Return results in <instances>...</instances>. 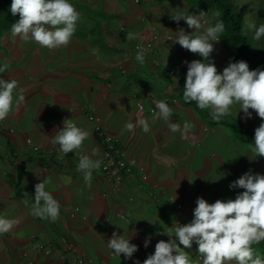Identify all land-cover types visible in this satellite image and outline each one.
I'll list each match as a JSON object with an SVG mask.
<instances>
[{"label": "crops", "instance_id": "obj_1", "mask_svg": "<svg viewBox=\"0 0 264 264\" xmlns=\"http://www.w3.org/2000/svg\"><path fill=\"white\" fill-rule=\"evenodd\" d=\"M71 2L85 10L84 19L93 26L78 23L68 45L49 49L13 36L11 31L0 38V64L6 63L9 69L0 76L18 80L24 96L0 121V215L18 221L9 232L0 234V264H24L20 250L28 248L32 237L51 251L41 252L37 264H77L69 250L72 244L93 264H133L135 257L152 254L158 241L168 239L164 231L176 225L177 204L182 207L181 224L187 223L198 197L210 203L234 199L243 189L230 188L232 181L246 171L264 174V158L257 155V160L248 146L235 142L224 121L234 119L242 126L239 120L228 116L223 122L215 121L209 109L200 113L181 99L186 62L201 57L168 40L181 28L194 31L183 20L173 21L170 13L196 12L181 0ZM130 31L137 39H126ZM155 32L159 45L153 56L158 63L150 56L143 64L137 62L130 47L150 41ZM211 58L218 71L227 66L220 40L214 42ZM116 65L126 69V77L117 73ZM169 70L176 72L175 78H169ZM141 83L145 112L137 110L133 99ZM155 100L170 103L172 122H192L187 138L172 133L162 119L152 120L149 110ZM88 113L101 120L98 127L115 138L135 163L133 173L118 187L94 172L89 187L77 170L81 154L91 155L98 149L101 156ZM64 115L91 133L81 150L65 156L52 143L63 127ZM144 117L151 125L149 132L139 126L132 132L125 128L126 123ZM253 158L258 161L253 162L255 171L249 161ZM142 174L147 175L146 181ZM64 176H70L71 182L65 184ZM48 177L52 179L49 191L61 205L55 221L31 214L34 186ZM114 232L129 236L138 245L133 259L125 260L108 248ZM146 238L151 240L148 247L143 244ZM196 247L193 244L190 250L194 261L200 259ZM254 247L264 253V242Z\"/></svg>", "mask_w": 264, "mask_h": 264}, {"label": "clouds", "instance_id": "obj_2", "mask_svg": "<svg viewBox=\"0 0 264 264\" xmlns=\"http://www.w3.org/2000/svg\"><path fill=\"white\" fill-rule=\"evenodd\" d=\"M243 4L246 3L238 6ZM10 11L13 16L19 14L18 20L11 26L10 31L13 36H19L24 41H35L40 46L49 49L68 45L82 19L81 13L76 10L71 0H11ZM170 18L176 22L185 21L187 26L194 31L185 32L181 28L178 35L169 37L168 40L178 43L184 48V51L187 49L201 57V59L186 62L187 72L183 85L185 102L195 101L198 108L209 109V114L215 121H219L225 116H231L235 105L239 106L235 112V119L241 112L243 113L241 119L251 118L253 113L250 109L254 110L262 120L255 128L252 143L248 145V148L255 156H264V69L257 67L250 70L246 61L230 59L222 71L217 70L211 54L214 51V42H218L225 31L224 21L218 15L207 17L204 11L192 13L189 10H177L170 13ZM119 27L120 30L124 29L121 25ZM243 30L245 35L251 34L255 41L264 39V23H257V16L253 11L245 16ZM154 35L157 36L158 50V32H155ZM126 39H137V34L131 31L127 32ZM147 52V48L138 44L136 56H134L136 61L143 64L146 56H150L153 61L155 57L146 55ZM155 61L158 63L156 59ZM115 68L120 76L126 77L127 72L123 66L116 65ZM8 70L6 63L0 64V74ZM167 75L169 78H175L176 72L169 70ZM141 88L139 94L133 96V99L136 108L137 102L143 104V110H138V108L137 110L145 112L141 97L144 96L145 90L143 83H141ZM23 100L24 96L18 80H5L0 76V121L5 120L14 107ZM153 104V110H149L152 120L162 119L168 124L172 133H179L181 138H187L193 128L192 122L185 120L182 125L172 122L171 117L174 114V109L165 100H155ZM63 120V127L56 131L52 143L58 145L60 153L65 156L69 152L81 150L84 141L89 139L91 133L79 126L77 122L72 121L67 115L63 116ZM224 121L226 122V120ZM98 124H94V138L102 155L96 131V128H99ZM137 126L144 133L149 132L151 128L146 117L138 119L135 123H126L125 128L132 132ZM100 131L108 135L104 130L100 129ZM110 137L115 140L117 150L124 153L119 142L112 136ZM34 150L37 151L36 148ZM124 156L126 161L133 163L132 174L135 163L130 161L125 153ZM102 163L103 158L99 156L98 149H93L91 155H80L76 167L83 174L87 186H91L93 172L94 175H97L96 171L101 168ZM147 178V175H141L143 181H146ZM61 179L65 184L71 182L70 176H64ZM102 179L114 187L106 178ZM51 183L52 179L48 177L35 184L34 196L31 197L33 201L31 214L34 217L55 221L59 217L61 205L49 191ZM229 187L243 189V191L238 192L234 199H217L211 203L203 197H198L191 220L184 224L177 222L174 228L164 231L168 239L158 241L152 254L140 255L146 257L142 264H264V253L258 252L254 247L264 242V174L246 171L238 179L232 181ZM24 195L28 197L27 193ZM175 199L176 195L170 201ZM25 202H28L27 199ZM17 223L18 221L14 218L0 215V234L9 232ZM150 243V238H146L143 242L144 247H148ZM193 244L197 246L196 252L200 255V259L197 261L192 259L190 251ZM34 245H39L42 248L35 254L32 253ZM107 246L113 250L116 256H121L125 260L133 259L134 253L138 251V245L131 243L129 236L126 237L116 232L108 239ZM22 252L30 254L34 261L33 264H37V257L41 252L51 253L50 249L44 248L35 237L30 239L28 248L20 250V257L24 260V264H27L28 261L22 256ZM73 255L83 256L78 254L76 248ZM140 256L135 257L132 263L141 264L139 260H136ZM83 257L93 264L90 259Z\"/></svg>", "mask_w": 264, "mask_h": 264}, {"label": "trees", "instance_id": "obj_3", "mask_svg": "<svg viewBox=\"0 0 264 264\" xmlns=\"http://www.w3.org/2000/svg\"><path fill=\"white\" fill-rule=\"evenodd\" d=\"M194 12L204 11L207 17L218 15L224 21L225 31L222 33L220 42L226 52L227 60H244L248 63L250 70L257 67L264 69V39L255 41L250 34L245 35L243 30L244 20L235 9L232 0H181ZM11 0H0V38L11 30L12 23L19 18V14L13 16L10 11ZM214 22V21H213ZM257 23H264V11L258 17ZM184 88H181V99ZM201 113L195 101L186 102ZM208 111L207 109H203ZM232 134L233 140L248 146L252 143L254 132L245 131L234 119L226 120Z\"/></svg>", "mask_w": 264, "mask_h": 264}, {"label": "built area", "instance_id": "obj_4", "mask_svg": "<svg viewBox=\"0 0 264 264\" xmlns=\"http://www.w3.org/2000/svg\"><path fill=\"white\" fill-rule=\"evenodd\" d=\"M121 29H123L121 27ZM137 45L135 44L130 48L131 56H136L137 52ZM143 45L145 48L148 49L146 55H151L156 53L157 51V36L154 35L152 40L146 42ZM156 63L155 59L152 61ZM138 110H143V104L141 102H137ZM87 119L94 124H98L100 122L99 118H96L92 114L87 115ZM98 133V137L100 140L101 148H102V155L103 163L99 170L96 171V174L102 178H106L109 182L112 183L114 187H118L126 177H129L132 172V162H128L125 160L124 153L117 150V146L115 140L112 139L110 136L106 135L105 133L101 132L99 128H96ZM182 209L180 205L176 206V223L181 224V214ZM42 248L39 245H34L32 253H38ZM69 250L74 253L75 248L72 244L70 245ZM48 253V251H47ZM22 256L27 259V264H33V258L27 252H22ZM77 264H90V261L86 260L83 256H75ZM146 259L144 256H140L136 260H139L142 264V261Z\"/></svg>", "mask_w": 264, "mask_h": 264}, {"label": "rangeland", "instance_id": "obj_5", "mask_svg": "<svg viewBox=\"0 0 264 264\" xmlns=\"http://www.w3.org/2000/svg\"><path fill=\"white\" fill-rule=\"evenodd\" d=\"M232 2H233L235 9L241 15L243 20H245V16L249 12H252V11L256 13L257 20H258V17L260 16L261 12L264 11V0H232ZM242 3H246V4L238 6L239 4H242ZM76 10L81 13L82 19L79 22L80 24H82V25L86 24L87 26H93V24L90 20L84 19V17H86L85 10H83V9H76ZM238 107H239L238 105L233 106V114L231 115L233 118H235V112L238 110ZM250 111H252V113H253L251 118L241 119V116L243 115V113L241 112L238 114L236 119L239 120L243 124L242 127L244 130L249 131V132H254L255 128L258 127L259 124L261 123L262 118H260L258 115H256L254 110L250 109ZM225 117H228V116H225ZM223 120H224V118L222 117L220 119V121L223 122ZM222 128H224V127H222ZM254 155H253V157H254ZM255 157L258 160V157L257 156H255ZM260 157L264 158V156H260ZM257 160H254V158L252 160L249 159V161H251L250 164L253 166V170L257 167V166L255 167L253 165V162L257 163L258 162Z\"/></svg>", "mask_w": 264, "mask_h": 264}]
</instances>
